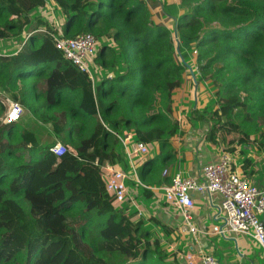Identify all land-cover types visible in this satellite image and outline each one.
Here are the masks:
<instances>
[{
  "label": "trees",
  "instance_id": "1",
  "mask_svg": "<svg viewBox=\"0 0 264 264\" xmlns=\"http://www.w3.org/2000/svg\"><path fill=\"white\" fill-rule=\"evenodd\" d=\"M51 1L65 17L64 37L92 34L116 44L117 50L102 46L95 57L113 77L106 76L94 91L89 77L64 58L53 40L35 32H57L53 24L31 18L48 0H0V39L33 32L17 55L0 57L1 90L19 92L18 80H26L33 68L55 65L37 94L49 110L66 107L55 114L52 131L74 145L57 157L50 151L55 143L42 146L20 123L5 124L7 97L0 92V264H185L171 261L144 229L143 219L133 222L129 208L113 206L101 167L118 165L128 173L130 164L107 128L133 131L137 141L159 145V155L138 168L140 181L150 187L171 182L161 174L175 158L185 123H212L215 133L234 123L239 108L251 130L259 124L255 132L264 144V0ZM178 5V16L168 11ZM182 42L195 53L187 57ZM119 57L122 70L114 75ZM188 65L197 84L213 85L216 104L210 111L207 103L203 109H184L190 118L182 124L178 108L185 89L189 85L194 98L196 87ZM23 99L37 117L29 98ZM249 136L240 144H247ZM127 184L133 194H152L132 180ZM120 226V234L102 235L103 229Z\"/></svg>",
  "mask_w": 264,
  "mask_h": 264
},
{
  "label": "crops",
  "instance_id": "2",
  "mask_svg": "<svg viewBox=\"0 0 264 264\" xmlns=\"http://www.w3.org/2000/svg\"><path fill=\"white\" fill-rule=\"evenodd\" d=\"M45 8V7H44ZM41 8H39L40 10ZM44 10V9H42ZM32 18H34L31 15ZM45 20V18H42ZM48 22V21H47ZM53 24V23H51ZM60 28V27H59ZM61 29V28H60ZM29 29H25L24 32L19 37L10 38L8 41L6 39H0V57H12L17 55L25 42L29 39L28 35ZM19 41V42H18ZM55 65H49L47 67H36L33 68L30 72L31 78L39 79L37 86L44 82L45 76L53 71ZM109 73V72H108ZM111 74V71L110 73ZM23 80H18V91L6 92L2 91L0 88V92L4 94L6 97L10 98V95H16L21 104L23 102L24 109L27 112H32V109L28 108V105L25 104L23 96L25 95L29 98V105L31 108H34L31 104L34 98L41 99L43 104L40 107H45L46 119H48V125L51 126L56 121L55 114L61 113L66 109V107H57L48 109V102L45 100L43 96L39 94L38 88L34 87L35 95H31L28 91L25 92V85L23 84ZM100 83V82H99ZM99 83L96 84L99 85ZM211 84L210 82H201L199 84L196 83L194 98H190L192 91L189 89V85H187L185 89V96L182 97L181 107L178 108V117L180 122H182L183 116L190 118L188 114L185 113L184 109L188 110L190 103L194 104L193 108L196 109L198 106L200 109L204 108V103L209 104L211 99L212 91H209L208 87ZM209 91V92H208ZM197 92H199V101L197 98ZM70 93V92H69ZM36 96V97H35ZM14 97V96H13ZM194 99V101H193ZM40 101V100H37ZM63 103L66 104V99H64ZM62 103V104H63ZM208 106V105H207ZM183 109V110H182ZM30 110V111H29ZM209 111V109H208ZM188 113V112H187ZM33 114V112H32ZM25 115V114H24ZM34 116V114H33ZM35 117V118H34ZM33 117L27 122L28 126H35L34 122L36 121V116ZM23 119V118H22ZM21 119V121H22ZM38 119V118H37ZM21 121L19 123H21ZM41 125V122H37V125ZM21 125V124H20ZM47 125V124H46ZM23 126V125H22ZM213 124H202L197 121H192L190 124L185 123L183 129L185 130V136L180 141L176 142L177 153L173 161L163 169L161 177L164 178V171H168V177L174 176L176 173L181 172L184 176L193 177L198 180H202L201 169L208 164L218 163L220 160V156L223 152L230 153L233 158V167L242 175L250 177L254 184L258 186L260 189L264 190V168L263 166H257L261 163V160L264 159V154L262 155L261 150L253 145L248 147H252V152L246 153L245 149H243V145H239L235 143V141H239V139L235 137H228L225 134H222L220 131H217L213 134V139H211V129ZM24 127V126H23ZM44 127V126H42ZM25 128V127H24ZM31 132H34L39 141H41L40 134L26 127ZM225 131V130H223ZM56 138V136L54 135ZM221 142L226 143V145ZM55 144L61 143L66 144L64 141H60L56 138ZM152 144V154L153 158L159 155L160 147L156 143ZM70 147L71 150L74 149L73 144H66ZM65 145V146H66ZM92 151V150H90ZM153 158L146 159L151 160ZM144 162V163H145ZM143 164V163H142ZM141 164V165H142ZM160 186V185H159ZM158 187V186H154ZM140 193V192H139ZM151 196H147L146 193H134L131 195V202L124 204L122 207L129 212H126L131 216V220L133 222L138 221L139 219H145L144 216L147 213L152 214V210L159 209L164 217H161V225H163V232L161 235L171 239H177L179 237L180 241H184L186 243L187 251H182L183 255L187 256L186 258L191 261V264H201L198 260L199 251H203L209 254L215 255L222 264H264V261H260L264 257V253L255 242L251 239H248L244 236L228 234L226 237L221 238L218 236L215 237H200L198 242H194L193 238L189 235H185L181 233L182 226V218L179 212L171 205L165 203L164 200H161L158 192L151 190ZM139 195L141 196L139 198ZM194 199L196 201V206L193 212V219L195 225L200 229H208L214 225H224L223 214L220 212V207L222 203V196L220 194H213L211 196H202L199 194H194ZM144 201V202H143ZM134 202V204L132 203ZM162 210V211H161ZM133 214V215H132ZM159 214V213H157ZM146 220V219H145ZM147 220L144 222V227L146 230L151 231L147 228ZM183 242V243H184ZM259 250V252H258ZM261 251V252H260ZM186 253V254H184ZM180 253L178 258L182 256ZM259 255L261 257H259ZM174 258V257H169ZM181 260V258H180Z\"/></svg>",
  "mask_w": 264,
  "mask_h": 264
},
{
  "label": "built area",
  "instance_id": "3",
  "mask_svg": "<svg viewBox=\"0 0 264 264\" xmlns=\"http://www.w3.org/2000/svg\"><path fill=\"white\" fill-rule=\"evenodd\" d=\"M55 29L57 32L46 28L35 32L47 34L64 58L89 77L95 91L96 78L91 71V65L95 63V57L99 52L98 40L92 34L66 38L62 29L58 27ZM31 34L33 32L28 38ZM112 77L113 74H108V78ZM24 114V106L19 101L7 97V111L3 122L19 123ZM107 129L119 140L130 164L128 173L118 165L105 164L101 167V179L109 197L114 199L115 209H123L124 204L131 202L133 192L127 183L132 180L142 188L158 192L161 200L173 206L182 218L181 233L191 236L194 242H198L200 237L224 238L228 234L240 235L259 245L264 253V190L256 186L250 177L234 169L230 153L223 152L218 163L205 165L201 169V181L178 172L170 177L169 184L150 187L140 181L138 168L146 159L153 158L152 144L137 141L133 131L119 134ZM50 151L55 156L61 157L68 152V149L64 144L57 143ZM164 176L168 177V171H164ZM195 193L202 196L217 193L222 196L220 212L223 214L224 225H214L208 229H200L195 225L193 219L196 206ZM197 257L201 264H222L215 255L203 251H199Z\"/></svg>",
  "mask_w": 264,
  "mask_h": 264
},
{
  "label": "rangeland",
  "instance_id": "4",
  "mask_svg": "<svg viewBox=\"0 0 264 264\" xmlns=\"http://www.w3.org/2000/svg\"><path fill=\"white\" fill-rule=\"evenodd\" d=\"M147 1H153V0H147ZM162 1H166V0H162ZM42 9H44V10H42ZM168 11L171 14H173L175 16H178L179 15V12L181 11V8L178 5V6H174V7L169 8ZM31 15L34 18H37V17H39L41 19L42 18H45L44 21H48L49 23H53L54 27H58V28L59 27L62 28L63 25H64V22H65V17L63 16L61 10L51 0H48L47 5H46L45 8H41L40 10H39V8H37V9H35V10H33L31 12ZM34 18H32V19H34ZM8 40L9 39H6V41H8ZM98 43H99L98 49H100L102 46H107V47H112V48H114V49L117 50V46H116V44L112 40H109V39H106L105 38V39L98 40ZM182 46H183L184 51L186 50V56L187 55H192L193 52L190 51L191 50L190 47L188 48L187 46H185L184 42H182ZM118 60H119L118 61L119 64H118L117 68H114L112 70L113 73H114V75H116L119 72L118 71L119 69L122 70L123 60L120 57L118 58ZM91 71H92L94 77L96 78V84L99 83V82H102L103 80H105L106 76H108V74L110 73V70H107L105 68H102L98 63H92V65H91ZM23 82H24L23 84L25 85L24 91L25 92L28 91L31 95H35V93H34V87L37 86V84L39 82V79L29 77L26 80L24 79ZM209 86H211V88L208 87V89H209V91H212V93L210 92V94L212 96H211L210 103L208 104V108L207 109H209V111H210V110L214 109L215 104H216V100L213 97V95H214L213 93H214V90L215 89H214V87H213L212 84H209ZM10 99H14V97L12 95H10ZM37 100H40V101H37ZM22 104H23V102H22ZM31 104H32V106L36 110V115H38L37 116L38 119L36 118V121L37 122L38 121L41 122V125L40 124L37 125V122H34V125L35 126H28V123L27 122L30 119H31V122H32L34 116H33L32 112L29 113L26 110H25V115L23 116V119H22V121H21L20 124L23 125L25 128L28 127V128H30L32 130L37 131L40 134V137H41L40 143H41L42 146L48 145L50 143H54L56 141V138L54 137V133L52 131L51 126L48 125V123H49L48 122V119H46V116H48L49 114L48 113L46 114V110L47 109L45 107H40V105L43 104L42 100L41 99L34 98L32 100V102H31ZM193 106H194V104L193 103L192 104L190 103V106L189 107H193ZM239 111L240 110L238 108V109H235V111L233 113V122L234 123L231 124L229 127H227L225 129V131L220 130V132L222 134H225V136L228 135V137H235L237 139H240L241 137H244L246 133H249V134H251V136H249L248 139H247V141H246V143L248 144V147L250 145H253L254 147H257V148H259L261 150H264L263 141H259V135H260V133L255 132V129L257 128V126L259 124L258 125L255 124L254 125L255 126L254 129L251 130L250 129L251 124L250 125L249 124L246 125V123L244 122L245 121V114L244 113L243 114L242 113L239 114ZM237 114H239V116H241V118L240 117H237L236 116ZM3 117L4 116H2L1 113H0V121L3 119ZM43 119L45 121H43ZM182 119L183 120H182L181 123L184 124L185 121L187 120V118L185 116H183ZM104 123L105 124H108L105 121H104ZM42 126H44V127H42ZM182 130L185 132L184 129H182ZM262 130H264V126H263ZM127 131H129V130H123L121 134H123V133H125ZM211 134H214V133L211 132ZM73 142H76V141H73ZM221 143L224 144V145H226V143H224V142H221ZM235 143L241 145L240 144V141H235ZM64 145H66V144H64ZM246 146L247 145H244L243 146V149H245V152L246 153L252 152V147L248 148ZM67 147H69V146H67ZM261 154L262 155L264 154L263 151L261 152ZM261 165L264 168V159H262L261 160V163L258 164L257 166H261ZM138 194H140V193H138ZM140 197L141 196L139 195V198ZM22 202L26 206V208H29V204L28 203H25L24 201H22ZM157 213H159V214H157ZM161 217H164V214H162L159 209L158 210L157 209L152 210V214L151 213H147L144 216V218L147 220V224H148L147 228H149L151 230V233L153 235L152 236V239L153 240H159L161 242V247L168 253V256L169 257H171V256L174 257V258H170L171 261H174V262L175 261L176 262L179 261V262H183L185 264H191L190 263L191 261H189L186 258L187 256H185V255L182 254L183 253L182 251H187L186 243L184 241H183L184 243L182 241H180L179 240V237L177 239H173V238L169 239V238L161 235V233L163 232V225L160 224L161 221H162L161 220ZM145 219H144V222L146 221ZM121 230H122V227L121 226L117 230H114V231L103 229L102 230V235H104L106 239H110L111 237H113V236H115L117 234H120L121 233ZM98 232L99 231H96V232H94V234L97 235ZM102 247H103V245H101V248ZM258 252H259V250H258ZM180 253L182 254V256L178 258V256H179ZM184 254H186V253H184ZM259 257H261V256L259 255ZM180 258H181V260H180ZM260 261H264V257Z\"/></svg>",
  "mask_w": 264,
  "mask_h": 264
},
{
  "label": "water",
  "instance_id": "5",
  "mask_svg": "<svg viewBox=\"0 0 264 264\" xmlns=\"http://www.w3.org/2000/svg\"><path fill=\"white\" fill-rule=\"evenodd\" d=\"M176 33V36H177V31H175ZM176 43H177V46H176V50H177V53L179 54V56L182 58V60L184 61L183 57H182V54H181V50H180V42L178 40V38L176 39ZM188 70L190 71V73L192 74V77L193 79L195 80V83H196V77L194 75V72L192 70V68L188 65Z\"/></svg>",
  "mask_w": 264,
  "mask_h": 264
}]
</instances>
